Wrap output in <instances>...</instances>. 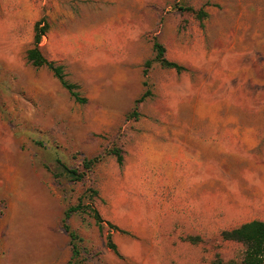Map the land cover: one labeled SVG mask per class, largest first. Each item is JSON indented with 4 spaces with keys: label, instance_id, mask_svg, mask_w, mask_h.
Returning a JSON list of instances; mask_svg holds the SVG:
<instances>
[{
    "label": "rangeland",
    "instance_id": "374dc122",
    "mask_svg": "<svg viewBox=\"0 0 264 264\" xmlns=\"http://www.w3.org/2000/svg\"><path fill=\"white\" fill-rule=\"evenodd\" d=\"M39 19L85 102L26 59ZM80 198L122 230L73 212L83 264H241L220 232L264 220V0H0V264H67Z\"/></svg>",
    "mask_w": 264,
    "mask_h": 264
},
{
    "label": "trees",
    "instance_id": "16d2710c",
    "mask_svg": "<svg viewBox=\"0 0 264 264\" xmlns=\"http://www.w3.org/2000/svg\"><path fill=\"white\" fill-rule=\"evenodd\" d=\"M201 11V10H199ZM206 15V14H204ZM49 24L45 19H39L34 23V36H33V44L26 51V59L35 67H47L53 75L58 79L60 84L69 92V94L74 98V100L78 102H85L86 98L82 97L76 91L77 85L71 82H68L65 79V74L63 70V65L50 60L45 57L40 48V41L42 35H44L48 30ZM153 50L154 56L153 60H156L160 63L161 66L166 68H173L175 71L180 72L185 70V66L176 62L169 60L165 54V48L163 44L154 37L153 40ZM152 59L146 60V67L149 66ZM145 72V70H144ZM147 95H150V90L146 89L141 94V96L136 100V103L140 102ZM107 153H111L116 157V160L119 164L123 163V154L122 150L113 146L108 149ZM101 155L94 156L92 158L83 159V165L85 169H90L92 165L97 162ZM66 173L72 177L73 179H81L85 173L79 172L76 168H70L66 165H63ZM90 190V189H89ZM91 196L97 194L96 190H90ZM73 212H86L95 220L98 228L102 229L105 224L108 225L110 229L122 231L117 225L105 221L99 211L92 205L91 201L89 203H84V200L80 198L75 205H71L64 210L63 217L61 220L63 229L67 232L70 239L71 246V256L67 261V264H83L82 259L80 257L81 248L79 242L81 240L80 236L70 228L67 219ZM220 237L222 240H232L239 242L243 245V254L241 259V264H264V220L261 219H252L249 221H245L235 227L230 229H225L220 232ZM107 245L114 252L117 253V248L115 243L112 240L111 232H109L106 236ZM190 239H198V237H192ZM212 264H231V262H226L223 260L219 252H215Z\"/></svg>",
    "mask_w": 264,
    "mask_h": 264
},
{
    "label": "crops",
    "instance_id": "0c3cea01",
    "mask_svg": "<svg viewBox=\"0 0 264 264\" xmlns=\"http://www.w3.org/2000/svg\"><path fill=\"white\" fill-rule=\"evenodd\" d=\"M244 133H250V131H244ZM242 137H249V136H255V135H241ZM234 142H237V143H241V144H244V145H252V144H257L259 143L258 140H254V139H248V138H242L238 141H234Z\"/></svg>",
    "mask_w": 264,
    "mask_h": 264
}]
</instances>
